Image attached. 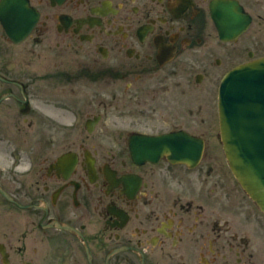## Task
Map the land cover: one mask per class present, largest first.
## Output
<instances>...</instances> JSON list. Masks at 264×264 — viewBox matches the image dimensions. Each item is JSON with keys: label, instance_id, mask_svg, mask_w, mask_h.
Returning <instances> with one entry per match:
<instances>
[{"label": "flooded vegetation", "instance_id": "1", "mask_svg": "<svg viewBox=\"0 0 264 264\" xmlns=\"http://www.w3.org/2000/svg\"><path fill=\"white\" fill-rule=\"evenodd\" d=\"M222 1L0 0V264H264L218 111L224 76L264 53V0H231L238 36ZM171 147L202 152L146 151Z\"/></svg>", "mask_w": 264, "mask_h": 264}, {"label": "water", "instance_id": "2", "mask_svg": "<svg viewBox=\"0 0 264 264\" xmlns=\"http://www.w3.org/2000/svg\"><path fill=\"white\" fill-rule=\"evenodd\" d=\"M220 7L225 9V13L214 14L222 32L229 31L238 36L246 30L250 16L241 5L225 0ZM6 9L8 7L4 4L0 5V19L7 32L14 36L11 24L14 13ZM219 115L221 140L230 167L243 189L264 212V56L240 64L225 75L219 90ZM176 138L177 135L170 134L156 136L149 141L172 142ZM177 150L184 149L161 148L149 157L156 159L163 153L178 154ZM137 151L132 150L134 156ZM200 154L198 150L192 157L185 154L173 156L188 161V158H199Z\"/></svg>", "mask_w": 264, "mask_h": 264}, {"label": "rangeland", "instance_id": "3", "mask_svg": "<svg viewBox=\"0 0 264 264\" xmlns=\"http://www.w3.org/2000/svg\"><path fill=\"white\" fill-rule=\"evenodd\" d=\"M259 55H260V56H264V53L260 51ZM246 57H247V55L244 56V58H246ZM247 58H248V57H247Z\"/></svg>", "mask_w": 264, "mask_h": 264}]
</instances>
